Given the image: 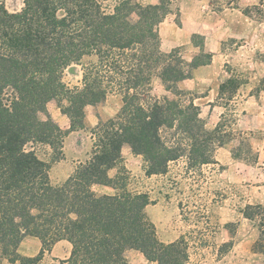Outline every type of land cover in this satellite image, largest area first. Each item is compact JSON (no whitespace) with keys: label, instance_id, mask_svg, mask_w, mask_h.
Wrapping results in <instances>:
<instances>
[{"label":"trees","instance_id":"obj_1","mask_svg":"<svg viewBox=\"0 0 264 264\" xmlns=\"http://www.w3.org/2000/svg\"><path fill=\"white\" fill-rule=\"evenodd\" d=\"M176 1L22 0L14 13L0 1V262L35 264L64 240L71 250L63 264H126L129 250L154 264H189L183 238L168 244L158 239L146 213L154 203L148 193L127 190L123 169L110 175L124 146L152 177L166 174L180 158L192 169L212 164L226 143L219 136L223 123L208 130L199 106L192 99L185 103L178 86L210 64L203 41L190 61L177 49L160 50L158 26ZM235 1L208 0L216 11ZM88 57L94 61L81 64ZM71 65H81L74 87L63 82ZM155 76L174 99L150 96ZM237 88L228 78L219 91L232 95ZM112 94L120 100L117 114L97 122L88 158L53 185L50 162L62 159L64 139L85 129L86 107ZM51 101L67 118L66 130L49 116ZM239 144L251 153L248 139ZM36 145L50 150V162L38 157ZM96 186L110 193L96 192ZM241 214L258 232L255 248L264 264V205H246ZM26 237L40 241L33 258L17 254Z\"/></svg>","mask_w":264,"mask_h":264},{"label":"rangeland","instance_id":"obj_2","mask_svg":"<svg viewBox=\"0 0 264 264\" xmlns=\"http://www.w3.org/2000/svg\"><path fill=\"white\" fill-rule=\"evenodd\" d=\"M0 1L10 13L22 8V0ZM158 1L140 0V3ZM171 8V14L158 26L160 50L177 49L184 60L190 61L198 54V42L203 41L204 52L211 54L210 64L197 68L191 79L178 86L184 92L181 98L185 103L192 99L199 106L200 117L208 130L220 121L223 123L219 136L225 135L226 143L215 151L212 164L192 169L180 158L169 164L166 174L152 177L144 175L142 158L124 146L122 160L110 175L123 169L127 190L146 192L153 202L162 201L164 196L179 201L184 220L180 225L185 232L179 238L187 245L189 264H262L263 258L255 248L258 232L243 218L241 211L246 205H264V0H236L221 11H216L208 0H180L173 2ZM193 35L200 39L192 41ZM93 61L94 57H88L81 64ZM228 78L238 82L237 91L232 95L219 91V86ZM80 80L81 65H71L63 73V82L68 87L79 85ZM149 94L158 99L175 98L163 89L156 76L151 80ZM119 108L116 94L94 107H86L85 129L66 136L59 161L50 162L47 147H34L39 158L50 162L53 185L61 184L88 158L91 130L99 120L114 117ZM47 110L62 130L68 128V120L55 101L48 104ZM245 138L251 144V153L239 144ZM94 190L110 193L108 189ZM27 245L32 253L33 243ZM48 252L35 264L65 261L52 262ZM17 254L24 257L19 248ZM0 264L21 262L2 259Z\"/></svg>","mask_w":264,"mask_h":264},{"label":"crops","instance_id":"obj_3","mask_svg":"<svg viewBox=\"0 0 264 264\" xmlns=\"http://www.w3.org/2000/svg\"><path fill=\"white\" fill-rule=\"evenodd\" d=\"M195 72V70H194ZM197 73V71L195 72ZM183 82V81H182ZM130 151V149H129ZM95 188L101 190H107L104 187L96 186ZM100 190V191H101ZM181 208L179 201H175L173 197L164 196L162 201H154V203L147 207L146 213L148 218L153 223L156 229V233L163 243H172L176 241L180 235L185 232L182 230V222L184 220L181 217ZM227 223V222H224ZM225 227L224 225L222 226ZM32 242L34 251L31 253L27 243ZM26 245V246H25ZM24 257H33L40 249V241L33 237H26L18 247ZM71 250V246L67 241L57 242L48 252V257L53 259L52 262H60L67 259ZM47 254V253H46ZM47 256V255H46ZM126 264H154L148 262L144 256L138 251L129 250L126 252Z\"/></svg>","mask_w":264,"mask_h":264}]
</instances>
